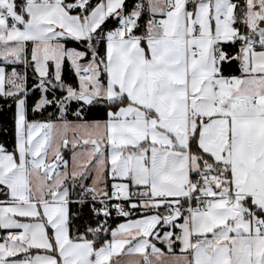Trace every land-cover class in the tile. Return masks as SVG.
Masks as SVG:
<instances>
[{
  "label": "snow or ice",
  "instance_id": "1",
  "mask_svg": "<svg viewBox=\"0 0 264 264\" xmlns=\"http://www.w3.org/2000/svg\"><path fill=\"white\" fill-rule=\"evenodd\" d=\"M0 97V264H264V0H0Z\"/></svg>",
  "mask_w": 264,
  "mask_h": 264
},
{
  "label": "trees",
  "instance_id": "2",
  "mask_svg": "<svg viewBox=\"0 0 264 264\" xmlns=\"http://www.w3.org/2000/svg\"><path fill=\"white\" fill-rule=\"evenodd\" d=\"M95 2V0H94ZM136 0H126V3L131 7L134 5ZM143 20L146 22L147 15L143 17ZM111 27V25H110ZM68 47H82L77 45L75 42H71L68 44ZM18 70L21 72H26L28 77V84L31 87L36 77L33 74L32 68L25 69L22 65L17 66ZM237 65L233 64L231 68L227 69L228 73L238 74L236 73ZM10 70V69H9ZM63 78L69 84L75 85L77 83V78L74 75L70 65L66 64L63 70ZM57 94L59 95V90H57ZM39 92L33 91L29 96V104L34 103L39 99ZM78 105L73 103L69 106V111L65 113V119L68 121L77 120L75 116V111ZM107 109L103 106H86V110L83 114V120L85 121H101L107 119ZM14 114H15V106L12 104L11 100H5L0 97V144L5 145L9 150H12L15 146V122H14ZM29 118L34 120H43V119H55V121L60 120V113L54 107H48L47 111L43 113H29ZM73 200L77 199L75 192L72 196ZM3 199V197H0ZM70 210L74 215V219L72 221L73 224V234L76 233V230L79 229L80 232L85 230V227L89 224H93L95 217H89V213L86 209L82 208L79 204L73 203L70 205ZM132 217H139V214H135ZM125 218L118 217L113 210L112 217L109 219V224L114 228Z\"/></svg>",
  "mask_w": 264,
  "mask_h": 264
},
{
  "label": "crops",
  "instance_id": "3",
  "mask_svg": "<svg viewBox=\"0 0 264 264\" xmlns=\"http://www.w3.org/2000/svg\"><path fill=\"white\" fill-rule=\"evenodd\" d=\"M103 121H105V120H101L100 122H103ZM56 122H60V120H58ZM70 122H73V121H70ZM88 122H94V121H88ZM64 155H65V159H67L69 161V163H70L72 158H71V155L69 154V152L65 151ZM112 183H113V181L111 179H109L108 187H110ZM88 184H91V180L88 181ZM161 211H163V210H161ZM137 218H139V217H131V219H137ZM124 222H126V218L123 221H121L120 223H124ZM4 234H5L4 232L0 231V236H2ZM158 246H160V245H158ZM175 253H176V255L180 254V246H179L178 243L175 246ZM129 259H134V258H126V261L129 260Z\"/></svg>",
  "mask_w": 264,
  "mask_h": 264
},
{
  "label": "rangeland",
  "instance_id": "4",
  "mask_svg": "<svg viewBox=\"0 0 264 264\" xmlns=\"http://www.w3.org/2000/svg\"><path fill=\"white\" fill-rule=\"evenodd\" d=\"M20 71V70H19ZM73 71V70H72ZM61 115V114H60ZM81 121H78V120H74L72 123H80ZM66 152H69V151H67L66 150ZM69 154L71 155V152H69ZM71 158H72V156H71ZM71 163V162H70ZM89 181V180H88ZM88 181H87V183H88Z\"/></svg>",
  "mask_w": 264,
  "mask_h": 264
},
{
  "label": "built area",
  "instance_id": "5",
  "mask_svg": "<svg viewBox=\"0 0 264 264\" xmlns=\"http://www.w3.org/2000/svg\"><path fill=\"white\" fill-rule=\"evenodd\" d=\"M109 190H111V186L109 187Z\"/></svg>",
  "mask_w": 264,
  "mask_h": 264
}]
</instances>
